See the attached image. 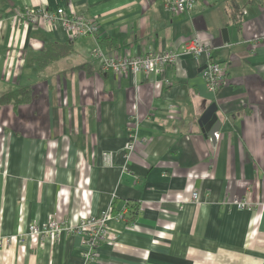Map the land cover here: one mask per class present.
Wrapping results in <instances>:
<instances>
[{
	"label": "crops",
	"instance_id": "crops-1",
	"mask_svg": "<svg viewBox=\"0 0 264 264\" xmlns=\"http://www.w3.org/2000/svg\"><path fill=\"white\" fill-rule=\"evenodd\" d=\"M27 6L85 15L104 52L171 49L176 63L137 75L103 72L92 37L23 21L17 14ZM192 36L226 66L215 93L199 71L204 60L184 53ZM54 43L58 52L41 67L37 56ZM16 86L32 90L16 110L33 107L45 131L0 126V264H80L76 236L60 229L41 238L29 225H76L124 207L125 219L108 223L113 239L100 244L97 264H264V4L199 0L172 14L165 0H0V90ZM213 103L221 127L210 136L199 120ZM41 153L65 162L64 184L35 167ZM128 203L139 207L133 223Z\"/></svg>",
	"mask_w": 264,
	"mask_h": 264
},
{
	"label": "built area",
	"instance_id": "built-area-1",
	"mask_svg": "<svg viewBox=\"0 0 264 264\" xmlns=\"http://www.w3.org/2000/svg\"><path fill=\"white\" fill-rule=\"evenodd\" d=\"M199 0H165L168 11L172 14L189 12ZM17 16L30 24L39 22L46 23L52 30L53 27L62 28L71 39L79 37H92L96 42L93 56L100 59V69L103 72H111L116 75H137L145 73L151 69H163L176 63L177 52L165 50L155 52L149 50L144 54H124L116 51L104 52L98 44L100 30L98 25L85 15L67 11L63 6H58L53 10H48L42 6H27L18 12ZM184 53L190 55L196 64H201L204 60L205 68L201 71V76L207 88L213 93L217 92L227 80L226 66L214 61L210 49L203 45L196 36L190 37L184 45ZM127 150L134 146L133 141L137 139V133L129 134ZM107 164L112 165L110 156H106ZM192 199H198V192L192 193ZM241 209L247 208L245 202L239 206ZM126 207L115 216H111L109 209L101 211L97 216H88L85 220L74 225L69 218L64 220H47L42 224L29 225V231L36 233L41 238L49 234L51 238H56L55 232L63 229L70 232L80 240L83 247V254L80 264H97L99 256V246L102 242L111 241L113 238L107 230L109 221L124 220ZM11 238H8L9 242ZM3 241L0 240V246Z\"/></svg>",
	"mask_w": 264,
	"mask_h": 264
},
{
	"label": "rangeland",
	"instance_id": "rangeland-1",
	"mask_svg": "<svg viewBox=\"0 0 264 264\" xmlns=\"http://www.w3.org/2000/svg\"><path fill=\"white\" fill-rule=\"evenodd\" d=\"M4 91L0 90V95L3 94ZM33 107H23L21 110H16L13 107L8 108H0V126L5 127L6 129H9L11 132L15 134H30L35 133L36 135L42 136L43 132L45 130H40L36 126L35 121L41 122V119H39L40 114L34 112L32 113ZM36 113V114H35ZM46 116H44L45 118ZM45 120L43 119L42 122ZM38 158V157H37ZM55 163V164H52ZM64 161H50L46 158V153H41L39 155V158L37 161L34 160L35 167L40 171H46L47 169H50L52 172H57L56 176V182L59 184H64L63 180V171H64ZM74 166L78 167V161L73 163ZM77 175V174H76ZM72 176V184H77V176ZM67 179H70L67 178Z\"/></svg>",
	"mask_w": 264,
	"mask_h": 264
},
{
	"label": "trees",
	"instance_id": "trees-1",
	"mask_svg": "<svg viewBox=\"0 0 264 264\" xmlns=\"http://www.w3.org/2000/svg\"><path fill=\"white\" fill-rule=\"evenodd\" d=\"M247 3L251 5H263L264 0H247ZM98 44L102 48V45L106 42L102 41L101 38L98 39ZM111 49V48H109ZM59 50V47L56 43L47 45L46 51L37 56L36 61L38 65L45 66L49 59L54 57ZM54 59V58H53ZM32 100V90L28 86H16L15 88L7 91L0 95V108H18L24 105H28ZM128 223H133L138 216L139 207L134 203H128ZM111 216H114L110 213ZM116 215V214H115Z\"/></svg>",
	"mask_w": 264,
	"mask_h": 264
},
{
	"label": "water",
	"instance_id": "water-1",
	"mask_svg": "<svg viewBox=\"0 0 264 264\" xmlns=\"http://www.w3.org/2000/svg\"><path fill=\"white\" fill-rule=\"evenodd\" d=\"M205 68V65H202L199 68V71L201 72ZM217 107L213 103L211 104L206 111L202 114L199 120V124L201 126H204L206 124H209L210 127V136H212L214 133H216L219 128L221 127V121L218 119V116L216 114Z\"/></svg>",
	"mask_w": 264,
	"mask_h": 264
}]
</instances>
